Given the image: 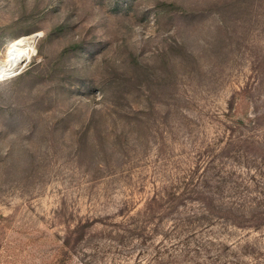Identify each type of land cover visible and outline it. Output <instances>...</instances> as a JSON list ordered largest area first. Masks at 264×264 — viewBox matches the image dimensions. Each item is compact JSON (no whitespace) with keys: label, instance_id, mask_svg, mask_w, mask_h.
<instances>
[{"label":"rangeland","instance_id":"obj_1","mask_svg":"<svg viewBox=\"0 0 264 264\" xmlns=\"http://www.w3.org/2000/svg\"><path fill=\"white\" fill-rule=\"evenodd\" d=\"M14 53L0 264L264 263V223L183 198L264 181V0H0V63Z\"/></svg>","mask_w":264,"mask_h":264},{"label":"trees","instance_id":"obj_2","mask_svg":"<svg viewBox=\"0 0 264 264\" xmlns=\"http://www.w3.org/2000/svg\"><path fill=\"white\" fill-rule=\"evenodd\" d=\"M253 119H251V122H253ZM255 123L253 122V125ZM257 142V139H255L253 134H248L246 136H235L234 138L230 139L229 143L231 145V149H234L233 147L238 142ZM260 142V141H259ZM258 142V143H259ZM261 143V142H260ZM236 150V149H234ZM246 165L245 167H247ZM260 173V170H257V174ZM255 174H252L249 176V178H239V179H229L228 181L221 182L219 184L221 189H228L229 191H234V193H231L228 195L232 199L236 200H229L227 202H222L220 200H217V202L212 203L210 200L209 204H203L198 199H201V193L199 188L203 187L206 184L207 178H201L198 179L196 184H192L191 182H187L186 191L183 193V198L187 200H194L199 202V209L200 206L203 210H205V206H215L218 204L219 208H223L222 210L225 211V213L232 215L236 219H242L245 220V222L253 223L256 226L264 223V181L260 180L257 181V178H255ZM264 179V178H263ZM191 180V178H189ZM256 181V182H255ZM190 184V186L188 185ZM238 198H236L235 196ZM155 196V195H154ZM171 197H175V195H171ZM155 198L152 199V201ZM203 201V200H202ZM221 216L222 214H217ZM217 216V217H219ZM233 221V220H231ZM253 225V226H254ZM264 264V263H263Z\"/></svg>","mask_w":264,"mask_h":264},{"label":"bare ground","instance_id":"obj_3","mask_svg":"<svg viewBox=\"0 0 264 264\" xmlns=\"http://www.w3.org/2000/svg\"><path fill=\"white\" fill-rule=\"evenodd\" d=\"M33 37H24L17 41V44L14 46V52L16 51H23L32 47ZM26 59L24 57L18 56L15 53L12 55L7 56L3 61L0 63V78L11 74L13 71L18 69Z\"/></svg>","mask_w":264,"mask_h":264},{"label":"water","instance_id":"obj_4","mask_svg":"<svg viewBox=\"0 0 264 264\" xmlns=\"http://www.w3.org/2000/svg\"><path fill=\"white\" fill-rule=\"evenodd\" d=\"M18 70V69H17Z\"/></svg>","mask_w":264,"mask_h":264}]
</instances>
